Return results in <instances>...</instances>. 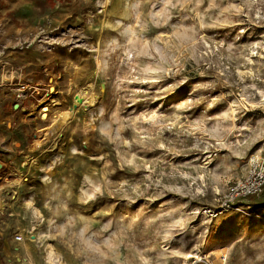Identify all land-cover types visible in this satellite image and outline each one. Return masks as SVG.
Listing matches in <instances>:
<instances>
[{
  "label": "rangeland",
  "instance_id": "374dc122",
  "mask_svg": "<svg viewBox=\"0 0 264 264\" xmlns=\"http://www.w3.org/2000/svg\"><path fill=\"white\" fill-rule=\"evenodd\" d=\"M263 108L264 0H0V264H264Z\"/></svg>",
  "mask_w": 264,
  "mask_h": 264
},
{
  "label": "built area",
  "instance_id": "2783aa9c",
  "mask_svg": "<svg viewBox=\"0 0 264 264\" xmlns=\"http://www.w3.org/2000/svg\"><path fill=\"white\" fill-rule=\"evenodd\" d=\"M49 91L47 88L46 92L48 93ZM15 92L16 95L28 92L34 95L35 89L24 84H19L16 87ZM48 112L44 113L42 109L39 108V118L42 120L43 116H48ZM245 173L246 174L242 178L228 187V190L223 197V201L220 202L217 211L206 210L203 214L208 217H216L217 215L223 213V211L232 209L238 200L260 195L264 191V161H260L257 158L249 159ZM14 240L19 242L21 237H15Z\"/></svg>",
  "mask_w": 264,
  "mask_h": 264
},
{
  "label": "bare ground",
  "instance_id": "6f19581e",
  "mask_svg": "<svg viewBox=\"0 0 264 264\" xmlns=\"http://www.w3.org/2000/svg\"><path fill=\"white\" fill-rule=\"evenodd\" d=\"M41 93V92H40ZM48 96V95H47ZM49 97V96H48ZM48 99V98H47ZM45 97H42L40 101H38L37 103V107H39L40 109H42V111L44 113H47L49 111V104L46 103V100H47ZM74 103H75V106L76 107H80V106H83L84 104L85 105H88V106H92L94 105L93 103H95V101L91 98H86L83 94L81 93H77L75 96H74ZM50 101V100H49ZM52 103H55V105H58V103H56V101H52ZM243 104V103H242ZM246 105V104H245ZM251 107V106H250ZM247 108H248V105H247ZM251 109V108H249ZM248 109V110H249ZM264 109V108H263ZM254 112V111H253ZM248 113H251L252 112H248ZM28 115H32L30 113H28ZM157 116L156 113L154 112H151V117H155ZM262 116H263V121H264V110H262ZM47 116H43L42 119H46ZM150 117V116H149ZM58 130V127H57V124L48 128L47 132H49L50 134H54L56 133ZM47 135V134H46ZM48 264H54V260H52L51 258V255H48Z\"/></svg>",
  "mask_w": 264,
  "mask_h": 264
},
{
  "label": "water",
  "instance_id": "95a60500",
  "mask_svg": "<svg viewBox=\"0 0 264 264\" xmlns=\"http://www.w3.org/2000/svg\"><path fill=\"white\" fill-rule=\"evenodd\" d=\"M53 89V87H49V90L51 91Z\"/></svg>",
  "mask_w": 264,
  "mask_h": 264
}]
</instances>
